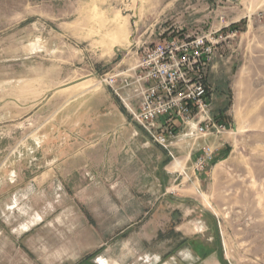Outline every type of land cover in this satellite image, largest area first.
<instances>
[{
    "label": "rangeland",
    "instance_id": "rangeland-1",
    "mask_svg": "<svg viewBox=\"0 0 264 264\" xmlns=\"http://www.w3.org/2000/svg\"><path fill=\"white\" fill-rule=\"evenodd\" d=\"M216 31L224 130L172 157L104 80ZM197 220L264 264V0H0V264H163Z\"/></svg>",
    "mask_w": 264,
    "mask_h": 264
},
{
    "label": "built area",
    "instance_id": "built-area-1",
    "mask_svg": "<svg viewBox=\"0 0 264 264\" xmlns=\"http://www.w3.org/2000/svg\"><path fill=\"white\" fill-rule=\"evenodd\" d=\"M218 33L172 37L150 45L134 67L107 74L104 80L131 121L172 157L178 137L195 144L224 130L213 116L214 87L208 79L225 40ZM202 164L200 159L198 165Z\"/></svg>",
    "mask_w": 264,
    "mask_h": 264
},
{
    "label": "crops",
    "instance_id": "crops-1",
    "mask_svg": "<svg viewBox=\"0 0 264 264\" xmlns=\"http://www.w3.org/2000/svg\"><path fill=\"white\" fill-rule=\"evenodd\" d=\"M214 101L215 97L213 96V111L215 109L213 105ZM213 138L212 136L203 140L201 142L202 145L200 144L196 150H201L203 147L207 146L208 142H211ZM175 231L183 232L182 235L185 236L183 237L185 242L180 252L171 256L170 259L163 264H233L224 252L223 241L220 234H206L209 232V227H206V225L200 221L181 223L175 227Z\"/></svg>",
    "mask_w": 264,
    "mask_h": 264
}]
</instances>
